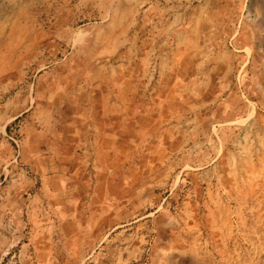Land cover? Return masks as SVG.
<instances>
[{
  "label": "rangeland",
  "instance_id": "374dc122",
  "mask_svg": "<svg viewBox=\"0 0 264 264\" xmlns=\"http://www.w3.org/2000/svg\"><path fill=\"white\" fill-rule=\"evenodd\" d=\"M0 264H264V0H0Z\"/></svg>",
  "mask_w": 264,
  "mask_h": 264
}]
</instances>
